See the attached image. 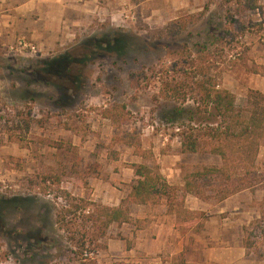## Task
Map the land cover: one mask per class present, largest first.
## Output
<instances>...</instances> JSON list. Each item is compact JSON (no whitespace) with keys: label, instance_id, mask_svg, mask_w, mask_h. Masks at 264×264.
Segmentation results:
<instances>
[{"label":"rangeland","instance_id":"obj_1","mask_svg":"<svg viewBox=\"0 0 264 264\" xmlns=\"http://www.w3.org/2000/svg\"><path fill=\"white\" fill-rule=\"evenodd\" d=\"M206 1L121 0L114 22L108 18L96 22L47 47H38L25 36L29 25L13 8L19 0L0 5V264H67L71 253L77 252L71 238L77 228L82 229L81 222L75 221L77 228L71 225L74 220L57 222L65 200L54 189L45 191L40 182L43 175L57 173L60 191L74 199L107 207L119 199L133 211L125 200L132 165L158 168L162 161L175 163L179 148L175 125L181 120H167L177 105L160 96L157 80L146 78L139 85L131 83L129 76L142 67L169 70L179 64L169 56L176 43L194 42L192 35L206 30L209 18L236 2L213 0L204 19L188 29L191 36L168 40L162 29L170 21L197 14ZM258 3L261 9L250 16L252 26L244 37L246 48H239L240 58L232 66L226 59L212 68L238 105L250 90L264 94V77L253 72L264 66V31L257 27L264 22V0ZM114 36L126 39L122 56L89 43ZM19 42L32 46L34 52L19 47ZM65 56L70 61L64 78L42 70V62ZM177 163L181 178L202 167L220 165L216 157L206 154L178 156ZM257 163L264 164V145ZM71 169L83 176L97 169L99 176L80 178L79 183L68 175ZM248 193L241 199H246L243 204L257 219L264 212V190ZM131 224L142 225L133 219ZM117 233V227L111 226L107 236ZM259 233L249 253L264 264V237ZM107 239L98 242V248Z\"/></svg>","mask_w":264,"mask_h":264},{"label":"trees","instance_id":"obj_2","mask_svg":"<svg viewBox=\"0 0 264 264\" xmlns=\"http://www.w3.org/2000/svg\"><path fill=\"white\" fill-rule=\"evenodd\" d=\"M258 2L236 0L233 7L225 8L223 14L209 18L207 29L192 35L194 42L183 40L176 43L169 56L173 61L178 60L179 64L169 70L156 69V66L142 67L129 76L133 84H139L146 78L157 80L161 84L160 96L177 105L167 121L172 122L174 118L181 120L175 125L179 155L206 154L219 159V166L202 167L183 176L182 192L205 202H221L255 188L264 190V164L260 166L257 163L259 150L264 145V94L250 90L244 102L238 105L234 95L221 86L220 75L212 74L215 72L212 68L216 69L226 59L232 66L236 57L240 58L239 48H246L244 37L252 26L250 16L261 9ZM212 4L213 0H207L197 14L170 21L162 29L167 39L177 41L182 34H188V29L204 19ZM257 27L264 31V22L258 23ZM89 43L93 48L122 56L126 39L114 36ZM69 61L65 56L42 62V70L64 78ZM177 65L179 68H176ZM253 72L264 77V66H257ZM116 114L119 115V111ZM141 157L146 155L141 153ZM132 168L135 179L125 200L133 205L145 206L163 199L177 220L186 222L191 219L192 215L183 209L181 197L177 198L179 190L166 182L157 167L134 164ZM93 174L99 176V171L93 169L83 176L78 169H71L68 175L79 181ZM40 180L46 192L55 190L63 195L65 205L57 213V222L62 224L74 220L71 225L75 228V221L78 219L81 222L82 229L77 228L71 238L77 252L71 253L67 264H95L94 255L106 249L105 245L98 248V242L110 238L107 232L111 226L120 227L130 222L129 208L122 202L118 206L107 207L74 199L65 191H60V176L57 173H47ZM77 181L75 184L78 186ZM257 232L264 237V212L244 229L243 244L247 250L255 247ZM172 262L184 264L183 255L172 257Z\"/></svg>","mask_w":264,"mask_h":264},{"label":"crops","instance_id":"obj_3","mask_svg":"<svg viewBox=\"0 0 264 264\" xmlns=\"http://www.w3.org/2000/svg\"><path fill=\"white\" fill-rule=\"evenodd\" d=\"M19 1L13 8L29 25L25 36L38 47H47L73 37L96 22L107 18L114 22L121 0ZM3 2L6 0H0L1 6ZM2 18L9 20L8 15ZM177 155L182 156L178 152ZM176 161L169 165L162 161L158 170L169 185L179 190L177 198L181 197L183 209L192 215L191 219L177 220L163 199L145 206L131 204L134 209H129L130 221L142 225L129 222L117 227V235L107 239L106 249L95 257V264H173L172 257L180 254L184 264H258L243 244L244 229L256 217L243 204L246 199L241 198L251 194L242 191L221 202H205L184 194L183 177H179ZM134 179L133 175L130 184ZM118 205L119 199L113 206Z\"/></svg>","mask_w":264,"mask_h":264},{"label":"built area","instance_id":"obj_4","mask_svg":"<svg viewBox=\"0 0 264 264\" xmlns=\"http://www.w3.org/2000/svg\"><path fill=\"white\" fill-rule=\"evenodd\" d=\"M18 46L21 47V48H23V49L28 48V49L31 50V52H34V49L32 48V46H30V45L28 46L24 42H19L18 43Z\"/></svg>","mask_w":264,"mask_h":264}]
</instances>
